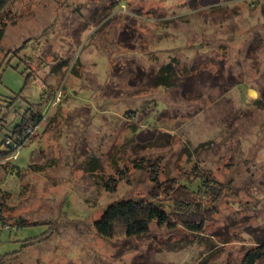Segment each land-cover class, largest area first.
Here are the masks:
<instances>
[{
	"label": "rangeland",
	"instance_id": "rangeland-1",
	"mask_svg": "<svg viewBox=\"0 0 264 264\" xmlns=\"http://www.w3.org/2000/svg\"><path fill=\"white\" fill-rule=\"evenodd\" d=\"M11 10L0 151L24 102L44 121L0 161L12 229L0 227V256L19 252L0 264H240L264 240V0H14ZM173 60L175 87L156 86ZM140 159L161 161V181L211 172L224 188L214 220L200 233L154 223L142 237L101 238L94 224L110 204L152 189ZM20 219L35 225L14 227Z\"/></svg>",
	"mask_w": 264,
	"mask_h": 264
},
{
	"label": "trees",
	"instance_id": "trees-1",
	"mask_svg": "<svg viewBox=\"0 0 264 264\" xmlns=\"http://www.w3.org/2000/svg\"><path fill=\"white\" fill-rule=\"evenodd\" d=\"M13 2L14 0H0V41L4 37L8 22H14L16 19L11 10ZM177 64L173 60L161 67L158 73L152 77L154 84L167 89L175 87L178 77ZM62 65L67 66V63L63 62ZM75 67L76 65H73L71 72L77 74ZM20 97H22V93L17 95L10 105L15 104ZM22 106L24 113L21 115L20 123L13 127L2 142L5 150L0 151V161L10 159L19 149L33 142L37 136H35L36 133L31 134V132L39 129V124L44 121L43 107L39 106L37 109V106L35 107L28 101L26 104L24 102ZM17 114L16 112L15 116ZM93 162H95V167H88L96 171L99 168V163L96 160ZM160 162L159 159L147 162L140 159L135 164L136 168L148 174L152 189L147 198L122 199L110 204L100 220L94 224L96 232L101 238L142 237L150 232L154 223L159 226H167L169 229L181 227L191 233H200L208 222L214 220L218 213L217 205L224 191L222 183L211 172L204 171L196 165L192 175L184 180L168 177L161 181L160 176L164 169ZM3 168H7V166ZM114 180L110 178L106 182L105 189L108 192L115 190ZM4 221V218L0 217L1 228L9 230L4 227L6 226ZM31 225L35 224H29L20 219L14 224V227L23 228ZM49 237L48 234L44 238L27 240L23 248L37 244ZM18 253L0 256V260L4 261L12 256H18ZM240 264H264V240L257 242V245L246 253Z\"/></svg>",
	"mask_w": 264,
	"mask_h": 264
},
{
	"label": "built area",
	"instance_id": "built-area-1",
	"mask_svg": "<svg viewBox=\"0 0 264 264\" xmlns=\"http://www.w3.org/2000/svg\"><path fill=\"white\" fill-rule=\"evenodd\" d=\"M37 130H38V129H36V131H37ZM30 131H31V130H30ZM30 131H29V132H30ZM34 133H35L34 131L31 132V134H34ZM0 227H1V222H0Z\"/></svg>",
	"mask_w": 264,
	"mask_h": 264
}]
</instances>
